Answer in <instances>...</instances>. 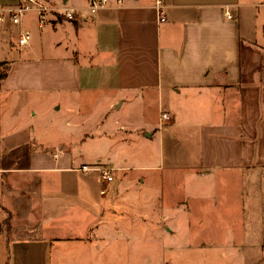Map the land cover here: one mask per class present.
Instances as JSON below:
<instances>
[{
    "label": "crops",
    "instance_id": "1",
    "mask_svg": "<svg viewBox=\"0 0 264 264\" xmlns=\"http://www.w3.org/2000/svg\"><path fill=\"white\" fill-rule=\"evenodd\" d=\"M120 1L86 20L50 15L43 26L29 13L0 31V264H68L99 240L103 223H158L167 177L172 223H242L229 248L243 264H264V0H162L164 22L155 0ZM21 28L31 41L18 57ZM88 99L89 120L70 118L53 154L51 123L27 124L20 109L44 103L76 117ZM90 129L112 138L95 158L116 170L110 185L76 171L89 161L70 149L92 140ZM139 142L158 145L155 176L130 162L135 151L120 154ZM243 223H259V233Z\"/></svg>",
    "mask_w": 264,
    "mask_h": 264
},
{
    "label": "rangeland",
    "instance_id": "2",
    "mask_svg": "<svg viewBox=\"0 0 264 264\" xmlns=\"http://www.w3.org/2000/svg\"><path fill=\"white\" fill-rule=\"evenodd\" d=\"M12 30H14V27ZM14 52V55L23 57L27 51L16 46ZM84 102L91 107H80L81 112L76 117L67 114L63 108H61L62 110L54 111L52 110L53 108H48V105L44 103H38L30 107L20 106V109L24 108L26 110L25 120L27 124L31 122L39 126L41 120L42 123L46 124L47 128L51 123V137L53 139L50 142L51 145L48 146L52 148V152L49 153L53 154V151L59 152V140L64 141L69 138V130L71 129L69 127L76 122L72 119L89 120V114L93 110L92 105L95 101L88 99ZM38 111L45 112V114L38 117ZM34 112L36 114L35 117H33ZM75 113L77 112L75 111ZM124 113L123 109L120 115ZM115 115L112 114L109 117L111 124ZM65 123H68V125L65 126ZM88 128L89 126H86V129ZM104 132L109 136L112 135L107 129ZM100 133L94 129L84 132V135L93 134L94 138L87 140L82 147L70 149L73 156L76 157L79 154H83L86 157L89 161L86 166L103 165L109 167L105 163L97 164L95 160L96 157H104L106 155L107 144L112 142V138H109L110 141L99 138L97 135ZM120 135L124 134L120 133ZM141 136L142 133H139L138 137L140 138ZM143 143L139 142L138 146L135 144L132 147L133 151L120 149V154L125 156V152L135 151V155L129 156L130 162L150 167L151 169H148L146 173H151L155 176L159 172L157 167L161 164L158 156V145L153 146L151 143L144 145ZM93 160L95 161L92 162ZM178 179H180V176L176 174L173 182H177ZM171 182L168 177L164 180L166 193L163 199L165 210L164 216L157 221L158 223H109V227L108 223H103V228L100 227L102 236L99 237V240L94 241L89 247L85 248V252L76 253L75 257L78 255L79 257L77 259H69L68 264H243L238 250L229 248L231 245L227 244V241H229L236 247V244L238 246V242H241L242 223H172L171 189L173 185ZM196 182L201 184L204 180L196 179ZM155 183L156 181L153 179L152 184L154 186ZM199 188L204 189V186H199ZM156 196L155 193L148 195V204L152 205V208L150 206L149 209L155 210ZM130 215L132 214L129 213L128 217ZM22 224L20 223V225ZM243 224L244 229H248L250 235L259 233V223ZM18 235L24 236L26 233L20 230ZM245 261L247 264H252V258L245 259ZM64 263H66V260H64Z\"/></svg>",
    "mask_w": 264,
    "mask_h": 264
},
{
    "label": "built area",
    "instance_id": "3",
    "mask_svg": "<svg viewBox=\"0 0 264 264\" xmlns=\"http://www.w3.org/2000/svg\"><path fill=\"white\" fill-rule=\"evenodd\" d=\"M120 3V0H117ZM109 7V0H87V6L85 8H77L66 0H62L59 3H52L48 0H15L14 2H3L0 0V31L3 30L6 24L13 27H19L24 16L29 13L36 15L37 21L40 26H43L48 16L52 15L57 19L67 21L86 20L89 16H93L99 10ZM154 9L157 20L164 22L166 16L164 13V4L162 0H155ZM224 16L227 19L233 18V14L229 7L224 11ZM31 34L27 30H19L18 37L16 39V45L25 49L30 45ZM2 85L1 73H0V89ZM161 119L168 120L169 117L165 114L161 116ZM77 172L88 174L95 173L98 176L99 182L102 185H110L114 182L113 173L116 172L103 165L96 166H80L76 169Z\"/></svg>",
    "mask_w": 264,
    "mask_h": 264
}]
</instances>
